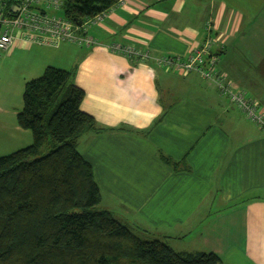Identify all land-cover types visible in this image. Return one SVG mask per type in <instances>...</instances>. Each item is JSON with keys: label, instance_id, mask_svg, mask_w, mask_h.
<instances>
[{"label": "crops", "instance_id": "crops-1", "mask_svg": "<svg viewBox=\"0 0 264 264\" xmlns=\"http://www.w3.org/2000/svg\"><path fill=\"white\" fill-rule=\"evenodd\" d=\"M88 35L101 45L19 38L0 52V157L33 143L17 124L26 84L49 67L73 70L96 122L78 150L101 208L178 253L264 264L263 130L199 74L108 49L186 58L213 38L219 71L264 110V0H118Z\"/></svg>", "mask_w": 264, "mask_h": 264}, {"label": "trees", "instance_id": "trees-1", "mask_svg": "<svg viewBox=\"0 0 264 264\" xmlns=\"http://www.w3.org/2000/svg\"><path fill=\"white\" fill-rule=\"evenodd\" d=\"M117 3L66 0L59 15L78 26ZM74 77L49 67L25 86L17 124L33 143L0 157V264H222L213 253H178L101 208L93 167L78 150L96 122Z\"/></svg>", "mask_w": 264, "mask_h": 264}, {"label": "built area", "instance_id": "built-area-1", "mask_svg": "<svg viewBox=\"0 0 264 264\" xmlns=\"http://www.w3.org/2000/svg\"><path fill=\"white\" fill-rule=\"evenodd\" d=\"M66 0H0V52L8 51L14 42L25 39L32 43L56 46L61 42L79 46L99 47L101 44L88 35L89 28L103 20L104 14L87 20L80 27L59 15ZM215 40L207 38L186 58L178 56L153 57L132 46L112 44L108 49L139 62L153 61L158 67L187 75L197 73L213 82L219 93L228 98L243 114L264 132V110L244 90L236 89L219 69L220 58L213 50Z\"/></svg>", "mask_w": 264, "mask_h": 264}, {"label": "rangeland", "instance_id": "rangeland-1", "mask_svg": "<svg viewBox=\"0 0 264 264\" xmlns=\"http://www.w3.org/2000/svg\"><path fill=\"white\" fill-rule=\"evenodd\" d=\"M114 218H115V216H113ZM115 219H117V218H115ZM119 221V220H118ZM121 223H122V221H120ZM124 222V221H123ZM129 227H131V226H129ZM133 228V227H132ZM134 230H135V228H133ZM137 230V229H136Z\"/></svg>", "mask_w": 264, "mask_h": 264}, {"label": "water", "instance_id": "water-1", "mask_svg": "<svg viewBox=\"0 0 264 264\" xmlns=\"http://www.w3.org/2000/svg\"><path fill=\"white\" fill-rule=\"evenodd\" d=\"M82 24L81 23H78V26H81Z\"/></svg>", "mask_w": 264, "mask_h": 264}]
</instances>
